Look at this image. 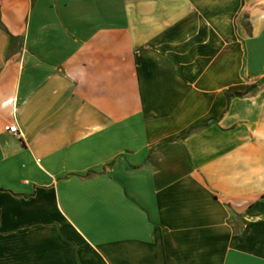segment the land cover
Segmentation results:
<instances>
[{
	"label": "crops",
	"instance_id": "obj_1",
	"mask_svg": "<svg viewBox=\"0 0 264 264\" xmlns=\"http://www.w3.org/2000/svg\"><path fill=\"white\" fill-rule=\"evenodd\" d=\"M0 264H264V0H0Z\"/></svg>",
	"mask_w": 264,
	"mask_h": 264
},
{
	"label": "built area",
	"instance_id": "obj_2",
	"mask_svg": "<svg viewBox=\"0 0 264 264\" xmlns=\"http://www.w3.org/2000/svg\"><path fill=\"white\" fill-rule=\"evenodd\" d=\"M2 130L8 134H11V135H15L17 136L18 135V132H17V129H16V126L14 124H7V125H4L2 127Z\"/></svg>",
	"mask_w": 264,
	"mask_h": 264
},
{
	"label": "trees",
	"instance_id": "obj_3",
	"mask_svg": "<svg viewBox=\"0 0 264 264\" xmlns=\"http://www.w3.org/2000/svg\"><path fill=\"white\" fill-rule=\"evenodd\" d=\"M244 92L241 93H236V92H231V91H227L224 93L225 97H230V96H240L242 95Z\"/></svg>",
	"mask_w": 264,
	"mask_h": 264
}]
</instances>
